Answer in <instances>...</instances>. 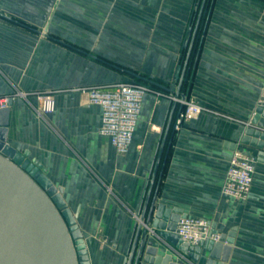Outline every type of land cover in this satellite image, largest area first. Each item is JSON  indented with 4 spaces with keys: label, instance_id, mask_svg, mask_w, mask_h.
I'll list each match as a JSON object with an SVG mask.
<instances>
[{
    "label": "crops",
    "instance_id": "obj_1",
    "mask_svg": "<svg viewBox=\"0 0 264 264\" xmlns=\"http://www.w3.org/2000/svg\"><path fill=\"white\" fill-rule=\"evenodd\" d=\"M188 56L181 94L211 113L177 130L182 105L151 86L131 148L118 155L100 134L101 108L77 90L132 82L119 68L169 88ZM263 88L264 0H0V100L56 92L45 119L35 96L11 102L9 143L63 190L91 264H125L156 172L157 205L225 238L215 254L207 242L188 260L264 264V159L246 202L222 194L234 150L258 156L242 138ZM158 254L189 264L166 247Z\"/></svg>",
    "mask_w": 264,
    "mask_h": 264
},
{
    "label": "water",
    "instance_id": "obj_2",
    "mask_svg": "<svg viewBox=\"0 0 264 264\" xmlns=\"http://www.w3.org/2000/svg\"><path fill=\"white\" fill-rule=\"evenodd\" d=\"M200 21L199 17L198 28ZM197 27L191 46L198 33ZM188 62L189 56L179 65L175 82L169 88L134 72L119 69L140 81L175 94L176 98H182L184 95L181 94V86ZM10 105L11 101L5 108L0 105V264H91L83 234L63 199V190L57 188L48 178L42 165L31 158L29 150L19 151L10 145ZM182 108L183 106L180 112ZM242 139L244 143L258 150V160L262 161L264 108H257L256 115L246 127ZM162 173L154 194L152 190L157 172L153 175L152 183H149L148 193L139 210L145 226L135 224L125 264H178L169 254L165 257L159 256V250L165 247L164 242L196 261L205 245L202 242L199 246L190 247L182 243L176 229L179 221L186 216L163 204L157 205ZM224 239L222 236V241ZM221 244L222 242L209 243L208 250L215 254Z\"/></svg>",
    "mask_w": 264,
    "mask_h": 264
},
{
    "label": "built area",
    "instance_id": "obj_3",
    "mask_svg": "<svg viewBox=\"0 0 264 264\" xmlns=\"http://www.w3.org/2000/svg\"><path fill=\"white\" fill-rule=\"evenodd\" d=\"M87 98L88 106H99L102 110V121L100 134L110 139L118 155L128 154L133 143L134 134L142 111L144 98L153 90L146 84L139 82H122L106 87H86L77 90ZM55 91L32 93L39 105L34 110L42 118L55 112ZM159 96L164 93L156 92ZM19 95L26 98L27 94ZM171 100L180 103L183 108L177 119L175 128L178 130L183 124L199 118L203 114L211 113L210 110L200 106L192 99L186 97H170ZM10 98L0 100L2 108L8 106ZM258 107L264 108V88ZM256 115V112L254 113ZM250 125V122L247 126ZM258 156L244 154L239 150H234L226 175L222 194L225 198L246 202L249 198L254 182ZM134 219L143 226L144 221L141 216L134 214ZM150 232L155 233L150 229ZM176 234L184 244L190 247L199 246L204 243H220L222 235L214 229L211 222L197 218H182L177 226ZM168 250L176 253L180 258L189 264H194L188 260L187 255L180 253L173 245L164 242Z\"/></svg>",
    "mask_w": 264,
    "mask_h": 264
},
{
    "label": "rangeland",
    "instance_id": "obj_4",
    "mask_svg": "<svg viewBox=\"0 0 264 264\" xmlns=\"http://www.w3.org/2000/svg\"><path fill=\"white\" fill-rule=\"evenodd\" d=\"M181 64H183V62L181 63ZM139 82V80L138 79H136V78H132V82ZM141 82V81H140ZM146 85H148L150 88H151V86H153V85H151V84H146ZM20 93H22V94H27L28 96L26 97V98H24L23 96H21V95H19ZM33 92H22V91H19V90H15L14 91V93L13 94H11V96L10 97H8V98H10L11 99V102L13 101V100H15V99H17V98H21V99H23L24 101H26L27 103H30V97H33L31 94H32ZM34 93H37V92H34ZM40 118H42L41 116H39ZM43 119V118H42ZM45 119V118H44Z\"/></svg>",
    "mask_w": 264,
    "mask_h": 264
},
{
    "label": "trees",
    "instance_id": "obj_5",
    "mask_svg": "<svg viewBox=\"0 0 264 264\" xmlns=\"http://www.w3.org/2000/svg\"><path fill=\"white\" fill-rule=\"evenodd\" d=\"M136 82H137V81H136ZM139 83L148 84V83H146V82H143V81H141V82H140V80H139Z\"/></svg>",
    "mask_w": 264,
    "mask_h": 264
}]
</instances>
